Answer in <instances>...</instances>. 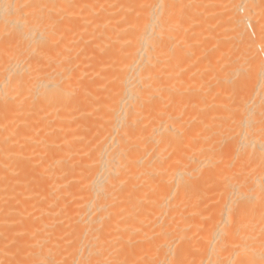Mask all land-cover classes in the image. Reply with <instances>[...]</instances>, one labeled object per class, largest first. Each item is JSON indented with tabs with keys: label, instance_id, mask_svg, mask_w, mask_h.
I'll use <instances>...</instances> for the list:
<instances>
[{
	"label": "bare ground",
	"instance_id": "6f19581e",
	"mask_svg": "<svg viewBox=\"0 0 264 264\" xmlns=\"http://www.w3.org/2000/svg\"><path fill=\"white\" fill-rule=\"evenodd\" d=\"M0 264H264V0H0Z\"/></svg>",
	"mask_w": 264,
	"mask_h": 264
},
{
	"label": "rangeland",
	"instance_id": "374dc122",
	"mask_svg": "<svg viewBox=\"0 0 264 264\" xmlns=\"http://www.w3.org/2000/svg\"><path fill=\"white\" fill-rule=\"evenodd\" d=\"M257 88H258V87H257ZM259 89H260V88H259ZM259 89H258V91H259L260 93L258 92V93H259V94H258V93L256 92V93H257V94L255 95L256 97L253 95V94H255V90L253 91V94H251V96H252V99H251V100H255V99H257V96H258V95H261V96H262V93H261V91H262L261 89H262V88L260 89L261 91H260ZM251 93H252V92H251ZM251 96H250V97H251ZM261 96H258V97H261ZM253 98H254V99H253Z\"/></svg>",
	"mask_w": 264,
	"mask_h": 264
},
{
	"label": "snow or ice",
	"instance_id": "6c2138e0",
	"mask_svg": "<svg viewBox=\"0 0 264 264\" xmlns=\"http://www.w3.org/2000/svg\"><path fill=\"white\" fill-rule=\"evenodd\" d=\"M237 194H238L237 193V190L235 188H232V195H233V197H235Z\"/></svg>",
	"mask_w": 264,
	"mask_h": 264
}]
</instances>
